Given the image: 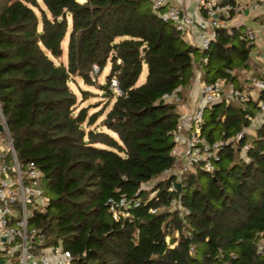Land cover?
Segmentation results:
<instances>
[{
	"label": "trees",
	"instance_id": "trees-1",
	"mask_svg": "<svg viewBox=\"0 0 264 264\" xmlns=\"http://www.w3.org/2000/svg\"><path fill=\"white\" fill-rule=\"evenodd\" d=\"M145 1L0 0V107L18 160L42 170L49 200L29 224L46 244L60 240L72 264H264V124L244 155L247 136L221 153L212 172L186 173L174 192L173 176L142 188L173 165L179 114L162 96L188 89L195 56L208 57L206 81L239 84L252 71V45L239 28L219 29L201 52ZM93 65L94 78L109 65L98 84L107 101L89 112L71 83L94 85ZM259 71L251 74L264 78ZM256 93L244 104H213L204 134L228 138L248 126L264 98ZM174 196L187 212L170 208ZM110 197L141 204L115 220Z\"/></svg>",
	"mask_w": 264,
	"mask_h": 264
},
{
	"label": "built area",
	"instance_id": "built-area-1",
	"mask_svg": "<svg viewBox=\"0 0 264 264\" xmlns=\"http://www.w3.org/2000/svg\"><path fill=\"white\" fill-rule=\"evenodd\" d=\"M153 12L165 22L175 25L184 36L187 33L195 40V45L203 52L209 48L216 38L218 30L227 29L229 32L234 26L232 15L248 9L249 11H264V0H191L192 10L186 8L188 0H148ZM248 44L256 45L260 35L264 37V20L260 22L259 32L247 28L243 33ZM264 42V39H263ZM207 56L201 55L198 63L201 76L195 78V86L189 92L192 101L190 105L182 102L181 87L162 98L167 102L180 105L181 110L176 122V129L172 135L173 147L170 154L173 157L172 167L163 170L154 180L156 183L166 176H173L168 186L169 192L182 184L186 173L195 172L196 168L212 172L216 163L221 159V153L229 146L235 148L241 139L254 134L255 128L264 124V98L257 99V110L249 117L250 123L231 137L221 136L209 139L204 134L205 111L215 103L229 105L231 103L244 104L249 99H256V91H264V78L248 74L246 81L239 80V84L227 78H217L206 81L203 78V65ZM231 73V70H227ZM98 72L93 65L92 77ZM94 79V78H93ZM116 85V81H112ZM0 264H72L71 253L62 247L60 240L56 244H46L44 233L29 224L33 211H45L48 197L44 192L42 170L33 162L21 163L16 155L12 138L9 133L4 115L0 107ZM251 148V142L245 139L240 147V154L244 155ZM148 181L146 184H149ZM146 184L142 188H149ZM153 184V185H154ZM152 185V186H153ZM150 186V187H152ZM141 198L120 197L108 198L107 212L115 220L132 217L131 208L138 207ZM170 208L187 212L182 209L177 197L170 200ZM150 213H156L157 208H150ZM165 241H169L166 236ZM263 250V243L257 246V252Z\"/></svg>",
	"mask_w": 264,
	"mask_h": 264
},
{
	"label": "rangeland",
	"instance_id": "rangeland-1",
	"mask_svg": "<svg viewBox=\"0 0 264 264\" xmlns=\"http://www.w3.org/2000/svg\"><path fill=\"white\" fill-rule=\"evenodd\" d=\"M80 2H83L84 0H79ZM144 6H150V2L148 0H146L144 2ZM254 12L253 11H249L248 9H246L243 13V16L245 17L246 21L244 22V25L239 27V31L244 33L246 31L247 28H252L254 29L255 32H259L260 30V20L259 19H254L256 14L254 15L253 14ZM184 38L186 39V41L189 43V44H195V40H193V37L190 35V33H187L184 35ZM264 39L263 36H260V40ZM66 43V42H65ZM64 43V45H65ZM256 47V50L255 51H252V71H258L260 72L259 70L262 69V64H264V61H263V54L260 50V46L259 45H252L253 49H255ZM196 58V61H199L200 58H201V54H197L195 56ZM262 58V59H261ZM63 62L66 61V57H65V52L64 54L62 55V57L59 59ZM198 63V62H197ZM261 64L260 65V68L258 67L257 64ZM194 66V74H193V77L196 78V79H199V77L201 76V71L199 70V67L198 66ZM108 70H109V65H106L102 71L98 74L96 78V83L94 85H89V84H86L84 83L81 79L77 78L76 79V83H71V87L75 90L76 94H77V99H78V105L80 106H92L90 109H89V112L90 111H95V110H98L100 107L104 106L105 105V102L107 101V97L105 95H103L104 93V90H101L98 86V84H105L106 81H105V77L108 73ZM251 71V72H252ZM249 74V73H248ZM145 75H146V67L143 66V70L139 76V79H138V82H142L145 78ZM247 74H245L246 76ZM245 76H242V77H245ZM240 77V78H242ZM94 78V76L92 77ZM94 78V79H95ZM193 79V78H192ZM83 89V90H86V93L83 94L80 92V89ZM189 92H190V89H186L183 90L181 92V96L183 98L182 102L184 104H187V105H190L191 104V100L189 98ZM177 106V111H178V114L180 113L179 111L181 110V107L180 105L176 104ZM103 114L101 116H99L98 118V121L101 120V118H103ZM247 139L252 142V139H253V134L251 133V135H247ZM225 160V159H224ZM156 180V179H155ZM152 182H155L154 180ZM151 181L149 182V184H146V186L148 185L149 188L150 186H152L154 183H152ZM43 184V180L41 182ZM49 194V193H48ZM50 195V194H49ZM177 231L174 232V235L177 236Z\"/></svg>",
	"mask_w": 264,
	"mask_h": 264
},
{
	"label": "crops",
	"instance_id": "crops-1",
	"mask_svg": "<svg viewBox=\"0 0 264 264\" xmlns=\"http://www.w3.org/2000/svg\"><path fill=\"white\" fill-rule=\"evenodd\" d=\"M242 1H250V0H242ZM185 5H186V8L190 11V10H192V4H191V0H188L186 3H185ZM245 11V10H244ZM244 11H241V12H238L237 14H231L233 17H232V19H231V21H232V24L234 25L232 28H239V27H241V26H243L244 25V22L246 21V19H245V17L243 16V13H244ZM254 13V15L256 14V16H255V18L254 19H259L260 20V22H262L263 20H264V11H262V10H257V11H253ZM261 36V35H260ZM257 45H259L260 46V50H261V52H262V54H263V61H264V42H263V39L262 40H259L258 42H257V44H256V46ZM255 47V46H254ZM256 50V47H255V49H253V47H252V51H255ZM195 59V63H197L198 61H196V58H194ZM262 59V58H261ZM195 66H196V64H195ZM262 72H263V74H264V64H262ZM194 71H195V69H194V66H193V74H194ZM248 73L249 74H251L252 72L251 71H248L247 72V75L245 76V77H242V78H238V80H241V79H243L244 80V82L246 81V79H247V77H248ZM195 86V78L193 77V79H191V82H190V85H189V89L191 90L193 87Z\"/></svg>",
	"mask_w": 264,
	"mask_h": 264
},
{
	"label": "water",
	"instance_id": "water-1",
	"mask_svg": "<svg viewBox=\"0 0 264 264\" xmlns=\"http://www.w3.org/2000/svg\"><path fill=\"white\" fill-rule=\"evenodd\" d=\"M2 130H3V127H2V125L0 124V131H2ZM177 186H178V188H179V187H180V183H178Z\"/></svg>",
	"mask_w": 264,
	"mask_h": 264
}]
</instances>
